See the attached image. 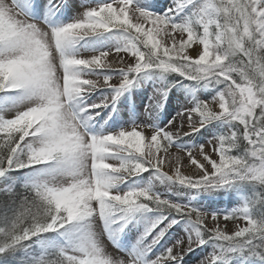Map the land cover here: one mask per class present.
Instances as JSON below:
<instances>
[{
    "label": "snow or ice",
    "instance_id": "1",
    "mask_svg": "<svg viewBox=\"0 0 264 264\" xmlns=\"http://www.w3.org/2000/svg\"><path fill=\"white\" fill-rule=\"evenodd\" d=\"M190 6L191 15L177 22L176 16ZM117 29L128 33L129 41L113 52L130 55L134 61L127 63L121 57L123 66L115 68L122 74L118 83L111 76H104L102 83L101 79L87 78L98 69L114 68L106 62L113 52L84 58L69 54L68 49L86 37ZM177 32L186 33L187 39H173L170 46L158 39L161 33L170 36ZM194 38L203 46L196 58L185 54ZM147 70L179 73L188 81L210 86L224 85L211 101H201L180 114V127L186 121L191 132L220 119L235 125L229 134L209 141L214 142L218 159L205 153V145L199 146L210 168L195 159L194 149L184 151L200 168L198 178L183 175L179 167L174 175L163 171L160 152L167 154L172 147L173 132L151 129L146 152L141 129L150 126L89 135L80 114L73 110L74 101L98 88L113 89L115 95L88 107L107 106L133 84L134 76ZM9 92L20 93L18 99L33 103L10 118L0 116V177L10 170L48 164L51 175L66 179L33 185L34 196L24 198L9 227H0L4 237L0 253L63 229L79 234L74 242L78 254L62 250L43 264H140L135 259L114 260L109 256L88 222L98 215L108 228L138 212L166 210L168 215H161L148 230L151 234L168 221L153 244L179 223L175 218L169 220L173 213L189 218L197 232L186 241L178 240L150 264H180L188 252L209 242L214 243V250L200 264H218L230 254L252 256L264 264V219L254 217L249 207L221 215L172 203L147 189L112 191L118 181L149 168L197 189L239 181L264 185V0H177L175 7L164 13L140 7L135 0H107L87 8L74 22L50 26L47 31L30 20L22 0H0V93ZM213 105H218V110ZM29 138L38 143H25ZM242 143L244 154H233ZM176 159L179 162L180 157ZM209 216L213 221L243 218L246 225L232 233L219 226L210 229L204 224Z\"/></svg>",
    "mask_w": 264,
    "mask_h": 264
},
{
    "label": "rangeland",
    "instance_id": "2",
    "mask_svg": "<svg viewBox=\"0 0 264 264\" xmlns=\"http://www.w3.org/2000/svg\"><path fill=\"white\" fill-rule=\"evenodd\" d=\"M95 4L105 3L107 0H95ZM146 3L149 2L150 5L153 4V7L158 6L160 8L159 12L164 13L168 8L175 7L177 0H146ZM142 3V2H141ZM140 4V3H139ZM141 5L144 6V3ZM192 8L191 6L189 8H186L183 12H181L178 16H176L177 22H180L184 20L187 16L191 15ZM169 31V30H166ZM104 37H102V42L105 43V46H108V52H113L114 48L117 47H123L125 44L129 41V34L124 32L123 30H113L110 32H104L102 33ZM158 39H161L162 42L166 45H171L173 39L179 41L180 39H187L186 33H174L170 36H166L163 33L158 37ZM101 40V39H100ZM115 48V49H116ZM203 46L198 43V40L194 38V42L192 45L186 49L187 55L196 58L198 54H202ZM112 54H116L113 52ZM111 54V55H112ZM123 54V53H121ZM133 61L134 58L132 57ZM154 71V72H153ZM155 72H160L159 70H147L145 72L140 73L139 75L134 76V82L130 87L129 93L131 95H127V100L131 102L135 97L138 98V95L142 96L141 93H145L146 91H152L156 90L159 94V100L161 102H164L168 106H171L170 101L174 98L187 102V106L183 109H189L196 106L197 103L201 101H211L213 97L217 96V92L211 89L210 86H208L204 82H195V81H188L184 77H182L179 73L175 72H168L165 74H169L172 77H175L176 80L180 82V84L177 85H171V86H165L166 81L158 75H155ZM163 74V73H162ZM105 76V74H103ZM103 76V77H104ZM101 77V78H103ZM138 94V95H137ZM106 97L109 99L113 96L111 92L105 93ZM115 95V94H114ZM136 113L135 115H140L142 117L147 118L149 115H147L148 110V104L139 97L136 100ZM176 105L173 104L172 107H175ZM214 109L218 110V105L215 107L213 105ZM121 106L119 107V109ZM124 110L128 113H131V110L125 106H123ZM119 109H113L115 110V115L118 114ZM180 105L176 108V110L179 112L181 111ZM122 111V112H123ZM0 116H3L4 118H8L0 111ZM170 118H168L167 114L160 115L158 117V120H154L151 124L152 129H158V130H168L173 132L174 130L172 126L174 125ZM144 127H147L146 125ZM235 125L227 122L226 120L220 119V120H214L210 123H208L205 127L201 128V135L199 136V140H196L194 142V145L191 148H187L186 150H193L196 157L199 159H202L203 164L210 168L211 166L203 159V156L200 154L199 146L205 145L204 151L209 156L212 157V159H218V156L215 151H213V143H209V141L213 140V138H218L222 135L224 132L225 135L229 134L233 129ZM223 133V134H224ZM175 136V135H174ZM150 138L145 140V151H148V143ZM34 143L35 141H32L31 138H29L28 141L25 143ZM177 139L175 137L174 143L172 147L168 150V153L165 154L163 150L160 152V156L164 159L163 166L169 167V169L177 167V164H183V168L180 170L181 173L185 176L187 171L190 172V177L192 178H198L201 170L200 168H195L196 170H192L193 163H190V159L188 156H178L175 155L174 150L177 149L176 144ZM245 148V144H243ZM162 148H163V142H162ZM245 152V150H244ZM196 153L200 154L196 155ZM177 157H180L179 162H177ZM117 163V161L115 162ZM187 166L191 168H187ZM41 167V169L44 168V166H36ZM32 167H27L23 169L18 170H10L6 173L4 177H0V198L5 197V194H11L15 189H22L27 188L29 190L32 189L33 185L36 183H39V181H36L34 176L31 175V169ZM30 170V171H29ZM160 172V170H157L155 168H149V170L135 175L131 177H127L123 179L122 185L118 186L114 193H125L131 190L135 189H147L152 193H155L159 195L162 199H166L172 203L180 204V205H186L193 208H196L204 213H216V214H230L233 211H237L239 209H242L244 207H249L248 203L246 204V200L241 195V190L246 186V183H252V184H258L252 181H239L236 183H233L228 186H222V187H215V188H192L187 185H182L179 182L175 180H171L168 178V181H165L170 186L171 190L173 189V192L176 195L175 197H171V191L167 189L165 186L156 187L154 185V178L152 177V174H156ZM176 170H172L170 175H174ZM168 177V176H166ZM44 182V181H42ZM260 185V184H259ZM264 190V185H260ZM33 193V192H32ZM178 194V195H177ZM34 195V193H33ZM180 196V197H179ZM255 203V200L253 202V205ZM8 205V204H7ZM6 207V208H5ZM9 207V206H8ZM7 206L2 205L0 207V227H6L8 222V214L10 215L9 208ZM5 208V209H4ZM251 212V209H250ZM161 215H168L166 210H162L160 212L158 211H150V212H138L135 213L129 220L122 221L120 223H113L110 225H127L130 224V228L124 230L126 234L130 233L133 230L137 236H140L145 240L146 242H149V246H151V255L153 256V259L157 258L158 256L165 254L167 249L171 248L178 240H181L180 233H185L186 230L192 231L193 236H195L197 232V226L187 217L184 216H178L175 213L169 215V220L175 218L179 220V223H176L172 225L170 228L167 229L164 236L159 240L158 243L153 244L152 241L156 237V235L159 233L161 229L165 227V225L168 223V221H165L163 224H160L156 229H154L151 234H147L148 230L152 227V225L156 222L157 219ZM96 223L98 225H104V221L98 216H93L89 224ZM204 224L210 228L214 229L217 226L219 228L227 233H232L236 231L239 227H243L246 225V220L236 219V220H224L222 217L219 221H213L211 219V216H209L205 221ZM78 233H68L65 230H60L58 232H48L44 233L38 237H33L31 240L26 241L28 242V245L26 247H23V252L20 255L21 259H30L34 262H37L38 260L44 259L45 256L49 252H57V251H67L70 254H78L75 253V241L78 238ZM1 237V236H0ZM19 247V246H17ZM214 243L209 242L208 244L204 245L203 247H197L199 250L202 251V258L204 259L207 255L213 252L214 250ZM15 249H9L5 253H0V264H13L5 258V255L8 253H13ZM239 254H230L229 256L225 257L221 261H218V264H259L260 262L257 258L254 259L252 256H248L247 259H253L254 261H243L239 259ZM180 264H188L182 261H180Z\"/></svg>",
    "mask_w": 264,
    "mask_h": 264
},
{
    "label": "bare ground",
    "instance_id": "3",
    "mask_svg": "<svg viewBox=\"0 0 264 264\" xmlns=\"http://www.w3.org/2000/svg\"><path fill=\"white\" fill-rule=\"evenodd\" d=\"M145 1L146 0H135V3L147 10L161 13L159 12L160 8H158V6L153 7V4L150 5L149 2L146 3ZM7 2H11V0H7ZM22 2L23 8L30 20L41 25L45 31H47L50 26L61 27L74 22L87 8L96 5L95 0H22ZM141 2L144 3V6L141 5ZM102 37L104 36L101 33L79 40L72 46V48L68 49V53L88 58L93 54L108 52V46H105V43L102 42ZM54 55L58 54L54 53ZM121 57H123L127 63L133 62L130 55H109L106 62L112 64L114 68L98 69L94 73L87 74V78L101 79L102 83L101 77L105 74V76H111L114 79V83H118V78L122 74L115 68L123 66L120 63ZM57 75L59 76L60 73L58 72ZM130 87L131 86L123 90L115 101L107 103V106H101L99 108L88 107L89 105L101 104L102 101H105V98H107L105 93L108 91L114 96L115 91L109 88H98L74 101L73 110L80 114L84 130L89 135L104 136L116 134L122 130H131L133 127H144L146 125L147 127L150 126V128H142L141 130L144 131L145 137L148 139L152 134V122L154 120H158L160 115L167 114L168 118L174 121L172 128L177 139V143L175 144L177 149L174 150L175 155L184 156L186 154L184 151L187 148H191L194 145V142L199 140V136L201 135V130L191 132L186 121L183 122V127H180L181 121L183 120V117L180 114L184 112L183 109L187 106V102L180 100V98H174L170 101L171 106L167 107L168 104L159 100L160 94L151 88L152 91L148 90L145 93H141L142 96L137 94L138 98L141 97L146 104L149 105L147 110V115L149 116L145 118L140 115H135L137 106L136 100L138 98L135 97L131 100V102L127 100V95H131L129 93ZM20 95L21 94L17 92L0 93V111L8 118L14 116L18 111L26 109V107L33 103V101L29 99H18ZM109 100H111V97ZM125 104L131 110V113L123 111V106H125ZM173 104L176 106L172 107ZM178 105L182 108L179 112L176 110ZM120 106L121 108L119 109ZM215 107H217V105H215ZM116 108L119 109L117 115H115V110H113ZM81 109L88 110L80 112ZM185 132H188L189 134L184 135ZM31 140L38 143V140L32 138ZM193 154L195 153L193 152ZM196 155L200 156L198 153H196ZM185 156H187V154ZM193 156L197 161H199V163L203 164L202 159H199L195 155ZM108 162L115 163L116 160H110ZM190 163L192 164L191 160ZM40 166H44V168L41 169V167L36 166H33L32 169L30 168L31 175L34 176L36 181L62 183L66 179L65 177L51 175L47 171L50 165L42 164ZM176 166L179 167L180 170L184 167L183 164H177ZM177 167H171V169H169V167L163 166V171L170 175L171 171L176 170ZM187 168L191 167L187 166ZM192 168V170H196L195 168L199 167L194 164ZM190 172L192 171H187L186 175L190 176ZM152 177L154 178V185L156 187L165 186L171 191V197L176 198L173 189L171 190L172 187L170 188L168 183L165 182L168 181V177H166L162 171L152 174ZM122 182V180L118 181L112 191L116 190L118 186H121ZM90 226V230L94 234L96 241L114 260L135 259L138 260L140 264H150L151 261L155 260V258L153 259V256L151 255V246H149V242H146L143 238L137 236L133 230L131 231V234L125 233L126 229L130 228V224H123L121 226L109 225L108 228H106L104 225H98L90 222ZM122 228H124L125 231ZM179 236L181 240L186 241L189 236H193V232L186 230L185 233L181 232ZM201 254L202 251L195 248L183 257V262L188 264H200V261L203 260Z\"/></svg>",
    "mask_w": 264,
    "mask_h": 264
},
{
    "label": "trees",
    "instance_id": "4",
    "mask_svg": "<svg viewBox=\"0 0 264 264\" xmlns=\"http://www.w3.org/2000/svg\"><path fill=\"white\" fill-rule=\"evenodd\" d=\"M208 86H210V85H208ZM210 87L217 90V93H218L219 91H221L223 89L224 85L215 84V85H212ZM223 135H225V133ZM243 144L244 143H242L240 145V147L237 150H235V152L233 154L243 155L244 150H245ZM245 191H246L247 195H249V206L251 208V214L254 217H256L257 219H264V190H263V188L259 184H250V185L246 186ZM33 196L34 195H33L31 190L23 189V190H15L12 192V194H5V197L0 198V207H2V205L7 206V207L9 206L8 208L10 211V215L8 214V216H7L8 222H7V226L5 228H7L11 225L16 214L20 210V206H21L24 198L28 197L29 199H31ZM254 200H255V203L253 205ZM3 242H4V237L1 236L0 237V246H3ZM25 245H28V242H26V241L23 242L22 245H19V247L15 248L13 253H8L7 255H5V258H3V259L4 260L7 259L11 263L14 262L13 264H43V262L45 260L55 258V256L58 254L56 252L48 253L47 256L44 257V259L38 260L37 262H34L30 259H21L20 255L23 252L22 249H23V247H25ZM247 257L248 256H242L241 255V258L247 259ZM253 258L256 259L255 257H253Z\"/></svg>",
    "mask_w": 264,
    "mask_h": 264
}]
</instances>
